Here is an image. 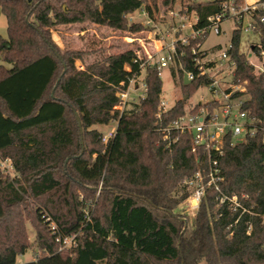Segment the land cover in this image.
Listing matches in <instances>:
<instances>
[{"label": "trees", "instance_id": "trees-1", "mask_svg": "<svg viewBox=\"0 0 264 264\" xmlns=\"http://www.w3.org/2000/svg\"><path fill=\"white\" fill-rule=\"evenodd\" d=\"M176 0H163L172 6ZM224 0H180V14H192L194 29L220 13ZM147 0H0L7 37H0V264H264V73H256L240 51L233 30L228 54L237 69L234 82L246 81L241 110L255 120L256 132L230 145L218 159L220 192L235 195L240 208L219 204L206 187L191 225L174 214L188 191L183 181L208 167L207 154L192 151L189 135L160 131L183 115L186 100L208 79L198 76L191 49L176 44L174 62L186 100L176 101L160 119L162 81L155 66L140 68L133 50L81 64L83 52L61 51L57 26L93 24L135 33L143 30L128 16ZM264 15V11L262 12ZM264 49V25L261 26ZM218 48V47H217ZM144 72L146 93L137 104L114 110L116 93ZM194 78L183 84V72ZM239 94H236L238 96ZM117 121L102 143L94 126ZM35 231L28 238L25 221Z\"/></svg>", "mask_w": 264, "mask_h": 264}, {"label": "built area", "instance_id": "built-area-1", "mask_svg": "<svg viewBox=\"0 0 264 264\" xmlns=\"http://www.w3.org/2000/svg\"><path fill=\"white\" fill-rule=\"evenodd\" d=\"M264 0H224L219 14L209 17L208 23L201 29H194L196 22L184 24L182 19L175 29L171 42L157 49L153 54L145 51V56L141 57L139 51H134L136 61H141L140 68L146 64L155 66L158 71L174 64L177 69L180 65L174 62L176 54L175 46L177 43L187 45L189 40H197L202 35L213 34L218 36L222 32L221 25L225 21H231L233 30H238L241 35L254 36L257 38L256 44H251L250 51L255 61H248L256 73H264V49L261 48V26L264 25ZM143 12V11H142ZM177 17V14H172ZM186 15V14H185ZM189 32L181 35L180 32L185 28ZM203 43L197 42L191 49L192 61L197 68L198 76H205L208 79V88L212 98L208 101L198 102L195 105L185 106V112L173 120L167 128L160 131L164 134L163 140L169 141L170 146L176 138L170 140L171 133L179 135H189L191 137L192 151L201 148L207 154L208 167L197 170L192 176L183 181V185L188 191V196L183 201L185 209L196 215V212L205 195L206 187H212L217 192L219 204H225L229 209L240 208L237 197H228L220 192L222 177L218 165V159L223 155V145L227 137L231 139L230 145L242 142L247 137H252L257 129L255 120L246 115L241 110L246 101V81L241 83L234 82V75L237 69L235 61L228 54L231 42L226 49L218 51L205 50ZM155 59V60H153ZM152 61V62H151ZM142 73V72H141ZM186 78L190 82L194 76L190 72L184 71ZM141 74L128 80L124 90L116 93L118 104L114 107L115 111L122 113L128 105L137 104L144 99L146 85L144 76L139 81ZM142 90L138 96H132L136 90ZM236 94H239L236 96ZM171 108V107H170ZM161 100L155 114L156 119H160L162 113L168 109ZM117 125V121H114ZM116 127L102 134V143H107L115 134ZM0 170L7 172L12 170L9 160H0Z\"/></svg>", "mask_w": 264, "mask_h": 264}, {"label": "rangeland", "instance_id": "rangeland-1", "mask_svg": "<svg viewBox=\"0 0 264 264\" xmlns=\"http://www.w3.org/2000/svg\"><path fill=\"white\" fill-rule=\"evenodd\" d=\"M147 2L150 5L152 17L148 16L145 9L137 10L128 16V20L131 23H138L143 26L144 29L138 32L129 33L113 30L104 26L83 23L55 27L52 32L53 39L61 51L74 50L83 52L84 56L82 62H76V67L82 69L80 67L81 64H92L97 61H102L110 55L125 50L139 51L141 57L145 56V51L149 54H153L160 47L164 48L167 46L173 37L177 36V34L173 35V29L177 27L181 19L184 24L195 22L194 15L180 14V0H176L172 6H164L163 0H147ZM172 14H177V17H174ZM221 28L222 32L220 35L215 36L209 34L207 36L202 45L205 50L218 51L228 47L233 31L231 21H225L221 25ZM188 32L189 28L185 27L180 34L184 35ZM0 37H7L6 19L3 15H0ZM253 43H257L256 37L241 35L240 51L250 62L255 61L250 51V45ZM0 65L9 67L1 60ZM172 69L177 71L174 64H169L159 71V76L162 81L161 100L165 103L167 108L172 107L176 101L184 100L185 97L179 84L178 77L176 76L174 79L171 76ZM143 76L144 72L142 71L139 81H142ZM141 92L142 90L138 89L133 92L132 96H138ZM211 98L212 96L208 88L203 86L191 94V97L186 100L185 106L195 105L200 101H208ZM244 98L247 99V97ZM113 127H116V123L111 121L107 126H94V129L101 134H106L108 130ZM4 173L11 176L12 170H8ZM174 214L183 217L184 220L188 219V225L192 224L195 217L192 212L185 209L183 202L175 208ZM25 227L29 240L33 241L35 231L28 220L25 221ZM87 258V260H90V264H94L89 255ZM33 259L34 255L29 250L26 254L17 257L16 264H24ZM97 264L103 263L98 262ZM198 264L206 263L202 260Z\"/></svg>", "mask_w": 264, "mask_h": 264}, {"label": "water", "instance_id": "water-1", "mask_svg": "<svg viewBox=\"0 0 264 264\" xmlns=\"http://www.w3.org/2000/svg\"><path fill=\"white\" fill-rule=\"evenodd\" d=\"M183 84L184 85L189 84V81L186 78V73H183ZM186 99H187V96L184 97V100H186Z\"/></svg>", "mask_w": 264, "mask_h": 264}, {"label": "crops", "instance_id": "crops-1", "mask_svg": "<svg viewBox=\"0 0 264 264\" xmlns=\"http://www.w3.org/2000/svg\"><path fill=\"white\" fill-rule=\"evenodd\" d=\"M80 67L82 68V66L80 65Z\"/></svg>", "mask_w": 264, "mask_h": 264}]
</instances>
